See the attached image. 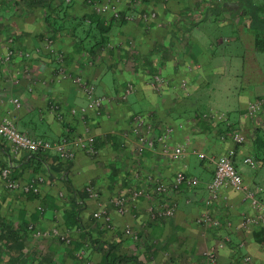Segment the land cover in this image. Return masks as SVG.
I'll return each mask as SVG.
<instances>
[{"label":"crops","instance_id":"0c3cea01","mask_svg":"<svg viewBox=\"0 0 264 264\" xmlns=\"http://www.w3.org/2000/svg\"><path fill=\"white\" fill-rule=\"evenodd\" d=\"M164 1H167L166 4L168 5L169 0ZM200 1L211 2L212 0ZM200 1L195 4L194 8H188L189 5H185L182 8L184 10L178 11L180 13V16L177 17V21H179L178 28H162V30L158 28L148 36H142L141 31L138 34L136 32L130 34L127 41L132 43L134 36H136L140 46L132 45L131 50L122 49V53L117 55V59L125 61L129 58L135 63L137 62L140 67H143L141 56L151 55V58L159 64V69L172 76L178 75L179 78H181V74H185L187 67H190L191 70H188V72L191 71V73L188 76L192 81L191 84L195 83L193 87L197 91L207 86L212 79L215 80L218 77L220 78L218 83L220 82V86H222L221 79L224 75L222 73L225 72L224 65L229 63L230 57H242L244 61H242L244 69L241 74L243 80L245 79L246 82H250L249 80L260 82V80H263L264 82V72L260 67V63L255 60L259 52H264V28L252 27V17L248 9L235 13L228 12V17L225 20L231 28L224 29L223 36L219 35V45H216V40L212 39L210 40L211 43L206 46L192 35L195 27L200 23H197V20L201 15L196 8ZM219 1L222 2V0ZM11 3L10 0H0V39L6 38L4 34L8 33L9 28L14 30L15 18L33 16L32 10H28L26 15L21 13L24 10L11 11ZM260 6L258 18L264 23V0H262ZM187 10L188 12H186ZM203 10L201 8V11ZM37 11L40 10L37 8L34 13ZM182 13L188 15V18H182L184 17V15L181 16ZM18 25L20 24L18 23ZM17 28L18 30L15 31L18 33L17 41H19L18 44L21 48L31 49L34 46H41V49L38 48L41 53L34 55L37 59L33 57L27 61L29 65L27 74L29 76L22 80L27 81L28 85L32 80L36 92L27 94L24 85L17 86L14 89L16 94L21 95L23 101L29 100L32 103V108L22 109L18 116L21 130L31 135L44 138L50 136L52 140H60L62 136L64 137L67 134L86 135L85 130L89 128V132L96 136L95 145L99 148L96 155H88L85 151L79 149L76 159L67 164L65 173L63 172L65 166L56 163V157L59 155L55 152L45 154L44 166L49 165L52 172L50 175L51 180L44 184L42 196L37 199H31L29 196L6 190L3 186L2 172L0 173V217L2 219L11 222L12 227L18 230L20 227L25 229V222L34 223L36 229L41 230L64 226L63 229L73 236L72 244L68 245L62 241L60 236L44 239L37 238L34 233L30 232L27 239V250L31 255L28 264H102L103 248H106L109 242L121 241V232H124V229L129 226L139 232V240H133L124 234L126 239L119 245L118 254L129 257L137 256L139 260H125L118 264H229L231 261L241 263L243 257L247 254L264 264V245L259 244L254 239L253 229H246L242 225V214L252 211L248 203H242L243 194L230 190L225 194L226 198L215 203L212 207L208 208L205 205L209 195L208 184L211 182L215 171V163L210 161L209 155L213 151L220 156L227 149L234 146L231 133L229 131L222 133L226 128L240 130L246 135V142L237 148L235 165L242 173L245 183L257 190L258 197L264 201V182L261 179L264 148L260 151L261 157H257L256 147L249 134L251 128L262 127L261 134L264 138V113L255 117H250L248 114L249 104L258 97H264V92H241L236 97L234 105L225 109L221 107L216 109V103L211 104V108H214L215 111L220 110L228 113L229 121L225 124L227 127L224 122L216 120L213 109H210L211 114H209L210 111L205 112V116L209 117L211 122H202L198 119H192L190 116H184V118H191L193 122L187 123L183 129H177L173 137L176 142H179L183 140V135L185 137V133L188 131L191 138L185 141L189 147L194 146L198 150L207 153V160L199 159L196 156L187 158V164L184 167L188 174L197 176L200 179L199 185L190 188L186 184H182L178 189L171 188L170 196L178 202V209L171 217L158 216L154 219L151 216V208L153 206L159 207L158 204H162L164 195L141 197L139 202L130 204L129 211L124 215L118 213L112 204L108 206L103 200L112 215V229H106L102 226V223L95 220L93 213L96 205L89 196L87 197L85 187L91 184L98 189L102 198L105 199L116 196L128 185L131 178V167H137L136 170L152 172L168 184L174 182L182 166L172 157L159 152L157 149L161 147L160 145L153 148L146 147L139 152L136 140L133 136L127 137L125 133L130 130L131 122H133L136 115L131 113L145 106L149 109L152 108L153 116L160 120L159 122H162L164 126L171 124L165 116L179 122L180 118H175L173 115H169L168 112L178 114L176 106L180 103L181 96L174 94L170 105L165 107L166 101L162 104H150L148 88L142 85L144 77L135 76L133 72L128 76L132 77L130 82L134 83V91L132 90V93L126 95L123 101L118 100V95L123 93L124 90L122 91V89L127 85L128 81L125 80L128 76L127 78L121 77L122 80H125L119 84L116 80L111 84L106 78L105 71L102 70L98 75H94L92 69H87L86 59L88 58L86 53H79L73 38L64 35L55 42L56 46L66 53L70 67L72 64L73 67L76 66L73 74L75 76L83 75L90 80L95 85L97 94H112L114 99L101 108L100 115L90 114L84 122L78 121V117L73 116L70 110L74 106L86 104V98L77 86L69 82L54 86L48 91L43 87L41 88L38 81L43 79L44 75L49 76L53 71L52 68L43 70L42 65L45 58L49 57L52 63L53 61L51 56L44 51V41L38 39L36 34L38 32L31 28H23L22 25ZM111 31L114 35V33L125 32L126 30L111 28L108 33L109 37ZM145 33H148V31H145ZM69 43H72L71 47H69ZM220 46L223 51L218 52ZM109 64L111 63L109 62ZM246 65H251V68L247 69ZM135 74H139V72H135ZM213 74H215L214 77ZM238 75L236 74V76ZM4 76H6V71L0 70V77ZM223 84L224 89H226V82H223ZM260 87L256 85V88ZM37 92H39V95H37ZM5 95L0 91V115H5L7 108L11 109L8 101L9 96ZM47 98L51 101L56 99L65 107L64 120L58 121L56 115L48 111L46 107ZM119 102H125L126 106L121 107ZM163 107L164 109L167 107L165 113L168 115H162L161 109L163 112ZM127 109H130V113H127ZM251 152L253 154H250ZM12 154L10 143L0 136V164L4 163L5 160L8 163L12 162L13 168L23 171L20 178L32 175L33 170L24 161V155L22 154L19 158ZM247 156L258 158V167L253 170L252 174L247 171L249 166L244 162V158ZM69 180L72 181V186L82 193L86 197L85 200H87L85 204L81 205V226L73 229L67 227L65 222L66 210L71 209L73 204L67 186ZM61 190L67 194L66 197H62L63 199L59 195ZM205 211H210L214 216L220 217L225 225L214 228L213 226L204 227L197 223V219ZM230 219L234 222L233 228L226 226V222H229ZM226 237H229L230 241L223 248H220L219 242ZM76 243L84 246L79 252L73 251ZM133 245L135 248L129 250L130 246ZM212 249L217 255V263H210L209 259L205 257V253ZM11 257L14 256L5 255V259L8 261ZM3 261V259L0 260L4 264ZM22 261L23 259L20 258L17 264H21Z\"/></svg>","mask_w":264,"mask_h":264},{"label":"rangeland","instance_id":"374dc122","mask_svg":"<svg viewBox=\"0 0 264 264\" xmlns=\"http://www.w3.org/2000/svg\"><path fill=\"white\" fill-rule=\"evenodd\" d=\"M199 1L200 0H169L168 5L166 4V2H167L166 1V2H164V4L162 6H161V4H157L153 1L143 2L140 0H99L98 2L93 1V0H71V1L65 0V3L70 4V5L74 4V8L72 9L73 14L81 15L85 12H96V13H99V14L105 16L107 19L113 20L112 24H111V28H119V30H121V29L126 30L125 32L114 33V35L112 34V31H111L109 43L105 46V48L100 53V57L95 58L93 60L89 59V58L86 59L87 60L86 65H88L87 69L88 70L92 69L94 71V75H98L99 72H101L102 70L105 71L106 78H107V80H109V82L111 84H113L115 80L118 84L121 83L122 81L125 80V79L122 80L121 77L127 78V76L129 74H132L133 72H134L133 74L135 76L140 75L141 77H144V80L142 81V85H145V87L148 88V92L150 94V98H149L150 104L151 103L162 104L164 101H166L164 104V107H165L167 105H170L171 98H174V94L175 95L178 94V96H181V101L176 106V108H177L176 112L180 113L182 111L189 110V109L196 110L197 108H198V111L203 110L204 112H208V111H210V109H213V111H215L214 108H211V104L214 105V103H216V109H220L219 107H221L222 109H225L227 107L233 106L234 102L236 101V97L241 92L242 93H246V92H248V93H251V92L261 93V92H264L263 80H260V82H255L254 80H249L250 82H246L245 79L243 80V77L241 76V74L243 73V69H244V65H243L244 61H243L242 57H235V56L232 58L230 57L229 63L224 65L225 72L222 73V74H224L223 78L221 79L222 80V82H221L222 86H220V82L218 83V80L220 79L218 77L215 80L212 79V81L207 86H205L204 88L197 90V91H195V89L193 87L195 85V83L193 82V84H191L192 81H190L191 79L188 76L189 73H191V71L188 72V70H191L190 67L189 68L187 67V71L185 70V72H184L185 74H183V75L181 74V78H179L178 75L172 76L170 74L164 73V71L161 70L158 73V75L161 78V81L159 82L156 80L155 75H150V73L143 71V67H140L139 65H137V62L135 63L133 60H131L129 58L126 59L125 61L119 60V58L117 59V55L119 53H122V49L124 50V48H125L126 50H128V49L131 50L132 45L133 46L134 45L140 46V42H138V37L136 38V36H134L135 38H134L132 43H129L127 41V39L130 38L129 37L130 34H134V32H136V34H138L141 31L142 36H146V35L148 36V34L155 32L156 29H158V28H161V30H162V28H178L177 26H179V24H178L179 21H177L178 20L177 17L180 16L179 15L180 13L178 11L184 10L182 8L185 5H189L188 8H194L195 4ZM57 2L59 3L60 1L57 0ZM256 2L258 3L259 6L262 4V0H256ZM41 12L42 11H37L36 13H33L32 17L29 16L27 18H22V17L15 18L14 21L16 23L13 24V27H15L14 30H12V29L10 31L8 30V33L4 34L6 38L0 39V54L5 52V48L7 45L8 38L10 36L15 37V35H14V34H16L15 30H18L17 27L20 28V26L22 25L23 28H31L32 30L38 32V33H36L38 39L44 41L43 49L45 52H47L51 56V60L54 63V65H53V63L50 61L49 57L45 58V62L42 65L43 70L52 68L53 71L51 74H49V76L44 75L43 79H40L38 81V82H40L41 88L43 87L48 91L51 88H53L54 86H57V85L60 86V85H63L65 83L69 82V83L77 86L85 98H86L85 86H88V85L94 86V93L96 95H104V94H97L95 85L90 80L86 79L83 75L75 76L73 74V71L76 68V66L73 67V64H72L71 65L72 68H71L69 63H68L66 53L64 51H61L56 46V42L54 41L50 32L46 28V25L44 23V19L42 17ZM186 12H188V10ZM115 13H117V15H115ZM227 14H228V12H223L222 14L219 13L217 16L213 15L214 17L210 21L200 22L195 27V30L192 33V35L197 37L206 46L211 43L210 40H212V39H215L217 42L216 45H219V43H218L219 42V40H218L219 35L223 36V30L226 28H231L230 24L225 20V18L228 17ZM183 15L184 14L182 13L181 16H183ZM182 18L187 19L188 15H184V17H182ZM18 23L20 25L17 26ZM124 27H128L131 30H129L128 28H124ZM257 28H264V23L259 24V26ZM145 31H148V33H145ZM36 34H34V35L36 36ZM37 37H35V38H37ZM18 42L19 41H17V38L15 37L14 38V46L16 48V55L14 57H12L11 60L6 61V62L0 60V70L6 71V76L0 77V91L3 92L4 94H6L5 96H9L8 101H9V106L11 107V109L7 108L6 114L0 115V117L7 118L10 122H12L15 125V127L18 130L22 131L21 130L22 129L21 124L18 123V116H19L22 109L25 110V109H29L30 107L32 108V106H31L32 103L29 100L23 101L21 95L16 94L14 92V89L17 86L24 85L25 91L27 94L36 92L35 91V84L34 85L32 84L33 83L32 80H31V82H29L30 83L29 85H28L27 81L24 82L22 80H23V78L29 76V74H27V70L29 69L28 68L29 65L27 64V61L31 60L33 57H35V59H37V57L34 55L36 53L38 55L41 53V50L38 49V48L41 49V46H36V47L34 46V48L32 47L31 49H23L19 46ZM71 46H72V43H69V47H71ZM221 51H223V50H222V47L220 46L218 48V52H221ZM56 52L62 54V56H63L62 62H59L55 58L54 54ZM27 53H29L28 56L26 55ZM108 56H110V57H108ZM256 56H257L256 57L257 59H255V60L260 63V67L262 68V70L264 72V52H259ZM115 57H116V59H115ZM113 59H115V60H113ZM24 62H26V63L24 64ZM109 62L111 64H109ZM50 65H52V66L49 67ZM245 67L247 69H250L251 65H246ZM54 69H55V71H54ZM96 72H97V74H95ZM135 72H139V74H135ZM236 74H239V75L236 76ZM214 76H215V74H213V77ZM114 77H115V79H113ZM220 77H221V75H220ZM104 78H105V76H104ZM131 78L132 77L128 76V78L125 80V81H128L127 85L124 87L125 89L124 88L122 89V91L124 90L123 93H120V95H118V97H117L118 100L123 101L124 100L123 98H125L126 95H128L129 93H132L134 91V86H133L134 83L130 82V81H132V80H130ZM223 82H226V85H227L226 89H224ZM139 83L141 84V82H139ZM256 85L261 86V87L256 88ZM129 86H130V90H129V92H126V89ZM38 90L40 92V88ZM39 92H37V95H39ZM104 96H106V101L101 106V108L106 103H108L110 100L111 101L114 100L112 97V94H105ZM15 99H19V101L21 102L20 106L15 105V103H14ZM54 103L58 104V108H55V109L52 108V104H54ZM87 103H88V100H87ZM87 103L83 104V105L74 106L70 110L73 116L78 117V121L80 120V121L84 122L85 120H87V117L90 114H93L92 112H89L87 115L84 116L83 119L81 118L80 114H73V112H72L73 109L77 108L78 110H80V108L85 107L87 105ZM119 103H120V106L123 108L126 106L125 102H119ZM46 104H47L46 107H47L48 111L49 112L51 111L54 115H56L58 121H62L65 119L66 109L61 104L60 101H57L56 99L51 101L50 99L47 98ZM164 107H163V109H164ZM151 109L152 108L149 109L147 106H145L144 108L141 107L139 110H137L136 112H133L131 114H136L135 117L137 115L144 116L148 120H151L152 124H155V121H156L155 119H157V118L153 116ZM154 109H155V107H154ZM165 109L163 112L161 109V113L163 116H165V114L168 115L167 113H165ZM211 112L212 111H210L209 114H211ZM127 113H130V109H127ZM213 113H214V116L216 117V120L218 122H224V125H225L227 123V121H229L228 113L220 111V110H218V112L215 111ZM61 114L64 115L63 119L62 118L60 119ZM135 117L133 118V122H131L130 130L128 128L129 131L126 132L125 135L127 137L133 136V138L137 142V150L140 152L139 147H138L139 137L135 133V127H136ZM165 117H167L168 121H170L171 124L169 123L168 125H166L163 132H161V130L158 131V129L154 130L153 138L156 139V138L160 137L161 135H164L165 133H167V130H168V132H169L168 137H169V142L171 143V147L174 145H177V144H185L187 147H189V145L186 142L187 139L191 138L188 131H187V133H185L186 136L184 137V135H183V137H182L184 142H182L183 140L176 142L174 140L173 136H174L175 132L177 131V129H183L187 123H190V121L193 122V120H191V118L188 119V118L183 117V118L179 119L180 120L179 122H176L177 120L174 121L169 116H165ZM151 118H153V120ZM84 124H87V123H84ZM153 126H155V125H153ZM22 132H25V131H22ZM25 133H27V132H25ZM77 136H78V134H76V135L67 134L64 137L62 136V139L63 138H71L70 141L74 142V139ZM46 139L52 140L50 138V136H48V138H46ZM60 140H52V141H60ZM232 141L234 143L233 139H232ZM72 146H73V143H72ZM157 146H159V144H157L156 147ZM236 146H237V148L239 147V145H235V143H234L233 147H236ZM192 148H196V147L193 146ZM11 149H12V147H11ZM157 150H159V152H161L163 155L171 157L169 154L163 153L161 148H159ZM198 151L200 153L206 154V157L204 159H206V160L208 159V155L206 152H203L200 150H198ZM12 152H13L12 155H14L16 157L20 158L22 156L21 152L16 153L13 150H12ZM85 153L88 155H91V154L87 153L86 151H85ZM250 154H253V153L251 152ZM236 155H237V153H236ZM192 156H196L197 158L201 159L199 157V155H197V154H189L186 157L181 158L180 160H176L177 163H179V165L182 166V169L180 171L185 170V172H186V169L184 167L187 164V158L192 157ZM209 156H210V161L213 163H215V160L219 157L217 155V153L213 152V151ZM251 157H253L256 161H258V158L256 156H251ZM9 165H11L13 167L12 162L9 163ZM262 165L263 166L261 167V169H262L263 173L261 175L262 176L261 179L264 182V164H262ZM248 166H249V168L247 171H249L250 174H252L253 170L257 169V168H255V169L252 168L250 165H248ZM44 167H45V172H43V173H41V172L34 173L33 172L34 174L32 173V175H28V176H25V177L19 178V179L22 181H28L30 179H33L36 176L43 175L44 177H46V182H47V181L51 180L50 175L52 174V172L49 168V165L44 166ZM136 168L137 167H131V170H130L131 178L130 179H132V181H129L128 185H126L123 189H125L127 186L134 185L135 182H133V180L136 181V178H134L133 176L137 172H140L142 174L152 173V172H146L145 170H143V171L142 170H136ZM154 175L157 176L156 174H154ZM172 185H173V182L170 184V186H172ZM3 186L6 190L15 192L19 195H25L26 194L25 192H22V191L10 190L9 188L6 187V185L4 184V181H3ZM248 186H250V185H248ZM250 187H252V186H250ZM61 191H60L59 195H60L61 199H63L62 197H65V193L63 191L62 192ZM229 191L230 190L224 191L223 195L221 196L220 201L222 199L226 198L224 196ZM118 195H116V196H118ZM116 196H111L109 199H105L104 197L102 198V196H101V198L109 206L110 204H112V200L115 199ZM243 196L244 195H242V198H243ZM151 198H153V197H151ZM153 199H151V200H153ZM243 200H242V203H245V204L248 203L250 205V202L248 200H244L245 202ZM136 202H139V200H137ZM136 202H134V203H136ZM93 203H95V202L93 201ZM113 207H114V205H113ZM203 213H202V215H203ZM248 213L245 212V214H248ZM245 214H242V217H243V219H242L243 224L242 225L246 229L251 230V227L245 223V219H244ZM202 215H200V217L197 219V223H199L198 220L202 217ZM215 217H217V216H215ZM232 219H230V221H229L231 223L230 225L228 224L229 222H226V226L229 228H233V226H234V222ZM199 224L206 227L205 224H202V223H199ZM223 225H225V224H223ZM63 228H64V226L63 227L57 226L53 229L44 230V231H52L54 229H58L62 234L68 236L71 239L70 244H72L73 236L70 235V232L66 231ZM55 236H60V235H54L53 237H55ZM37 238L48 239V238H52V237H37ZM137 240H139V239H137ZM133 248H135L134 245L130 246L129 250L133 249ZM205 257H206V255H205ZM217 260H218V258H217ZM217 260H216V262H211L210 260L209 261H210V263H217L218 262Z\"/></svg>","mask_w":264,"mask_h":264},{"label":"built area","instance_id":"2783aa9c","mask_svg":"<svg viewBox=\"0 0 264 264\" xmlns=\"http://www.w3.org/2000/svg\"><path fill=\"white\" fill-rule=\"evenodd\" d=\"M93 1L98 2L99 0ZM115 15H117V13H115ZM15 55L16 48L14 46V37L10 36L7 41L5 52L0 54V60L6 62L11 60ZM26 55L28 56L29 53ZM54 56L59 62L63 61L62 54L56 52ZM154 75L156 80L160 82V76L158 74ZM129 90L130 86L126 89V92H129ZM85 93L86 99L88 100L87 105L80 108V110L77 108L73 109V114H80L82 119L89 112H92L96 116L100 115L101 106L105 103L106 96L96 95L94 93L93 85L85 86ZM14 103L16 106H20L21 104L19 99H15ZM52 108H58V104H52ZM261 113H264V97L256 98L248 106V114L250 117L257 116ZM63 117L64 115L61 114L60 119H63ZM135 119V133L139 137L140 151L146 147H156V145L159 144L163 153L169 154L174 160H180L189 154H197L201 159L206 157V154L200 153L196 148L187 147L185 144H177L171 147L168 137V130L167 133L164 132V135H161L156 139L153 138L154 126L151 120H148L146 117L141 115H137ZM85 131L86 135H78L74 139V142L70 141L71 138H63L60 141H52L41 136H35L22 132L18 130L15 125L7 118L0 117V136L5 138L10 143L14 152H27L28 158H31L33 154L39 152H55L63 160H74L79 149H82L91 155H95L97 154V149L95 146L96 136L89 132V128H86ZM231 138L234 140L235 145L239 146L246 141V135L237 129L231 132ZM236 153L237 146L229 148L215 160V172L211 182L208 184L209 195L205 201V205L209 208L215 203L219 202L225 190H235L236 192L243 194V199L248 200L252 208V211L248 214H245L244 216L245 223L254 230L257 227L264 225V201L258 197L257 190L245 183L242 173L235 165ZM244 162L254 169L258 167L257 161L251 156L245 157ZM11 168L12 166L9 165L8 167L4 168L1 173L4 184L7 188L25 193L35 192L40 194L42 192L43 185L46 182V177L39 175L28 181H22L11 176ZM133 177L136 178V184L134 183V185H130L121 191V193L112 200V204L118 213L123 215L129 211L130 204L136 202L141 197L164 195V198L161 202L162 204H158L159 207L157 208L156 206L151 208V216L154 219L158 216L171 217L176 213L178 209V202L175 199H172L170 196L171 188L178 189L182 184H186L192 188L198 186L200 183V180L197 176H188L185 170L179 171L177 173L172 186L152 173L142 174L137 172ZM85 190L89 198L95 202L96 209L93 213L95 220L102 223L104 226L106 225L111 227L112 215L108 210L107 205L102 200L99 191L91 184H88L85 187ZM198 221L199 223L205 224L206 226H213L214 228L222 227L224 224L221 218L215 217L210 211L204 212ZM228 224L230 225L231 223L229 222ZM35 228L36 227L34 224L30 225V229L34 230V235L37 237H53L54 235H60L66 244L71 243V239L68 236L62 234L58 229L44 231ZM125 233L133 240L139 239L138 232L132 227H127L125 229ZM228 241H230L229 237L221 240L219 247L223 248ZM205 255L211 262H216L217 255L213 249L207 251ZM230 264L261 263L256 261L252 256L246 255L243 257L241 263L232 261Z\"/></svg>","mask_w":264,"mask_h":264},{"label":"trees","instance_id":"16d2710c","mask_svg":"<svg viewBox=\"0 0 264 264\" xmlns=\"http://www.w3.org/2000/svg\"><path fill=\"white\" fill-rule=\"evenodd\" d=\"M12 3L10 4V10L15 12H19L24 10L22 15H26L28 10H32L34 13L35 9H39L44 19V23L46 25L47 30L50 32L54 41L61 39L64 35H69L75 41L78 52L86 53L87 58L95 59L100 57V53L105 48V46L109 43L110 37L108 35L112 19H107L105 16L96 13V12H85L81 15L73 14L72 9L74 8V4H66L65 0H10ZM24 1V2H22ZM143 2H149L151 0H140ZM155 3L163 4L164 0H153ZM204 5V6H203ZM14 7V8H13ZM259 5L255 0H212L211 2H200L196 5L197 11L201 17L197 20L198 22L207 21L212 19L214 16H217L219 13L223 12H239L244 9H248L249 13L252 17L251 25L253 28H257L259 24L262 22L258 18V9ZM201 8L204 10L201 11ZM25 13V14H23ZM214 15V16H213ZM12 28H9V31ZM16 38H18V33L14 34ZM14 37V38H15ZM141 56V55H140ZM141 61L143 63V69L150 75L158 74L161 69H159V64L156 63L155 60L151 58V55L141 56ZM140 62V61H139ZM169 115H173L175 118H182L184 116H190L194 119H198V121L202 122H211V119L205 116V112L189 109L182 111L178 114H174L173 112H168ZM153 120V118H151ZM160 121V120H159ZM157 119L155 121L154 130H163L166 126L159 122ZM236 129L226 128L224 132L229 131V133L235 131ZM162 131V132H163ZM262 127H254L250 129V137L254 142V146L256 147L257 157H261L260 151L264 148V138L261 134ZM96 146V145H95ZM96 149H99L96 147ZM7 151V149H6ZM24 155V161L29 164V168L33 170L34 173H43L45 172L44 161L45 154L44 152L35 153L31 158H28V153L23 151L21 152ZM78 154V153H77ZM96 155V154H95ZM77 157V156H76ZM56 163L60 166H65L63 172L67 171V164L73 160H63L60 156L56 157ZM76 159V158H75ZM9 166L7 160L4 163L0 164V173L2 170ZM12 169V177L19 179L21 177L22 172L17 168ZM186 174L189 176L186 172ZM129 181H132L130 179ZM72 181H67V186L70 191V196H72V208L66 210L65 222L67 227L69 228H77L80 227V213L82 210V204H85L86 197L83 196L77 189L72 186ZM189 187V186H188ZM98 190V189H97ZM86 192V190H85ZM43 190L40 194L35 192H28L25 195L29 196L31 199H37L42 196ZM87 193V192H86ZM100 193V192H99ZM67 194H65L66 197ZM88 197V194H87ZM25 229L21 228L14 229L12 227L11 222L4 220L0 217V260H4V264H17L20 261V258L23 259L21 264H28L29 251L27 250V239L29 233H34V230L30 229V225L32 223L25 222ZM34 224V223H33ZM35 225V224H34ZM102 226H104L102 224ZM36 227V226H35ZM106 229H110L109 226H104ZM36 229V228H35ZM112 229V228H111ZM138 232V231H137ZM122 237L121 241L118 242H109L106 248H103L102 251V264H118L125 260H139L137 256H126L118 254L119 245L123 243L126 239L124 237V232H121ZM139 234V232H138ZM254 239L261 245H264V225L259 226L253 230ZM84 238V236H83ZM64 242V240L62 239ZM65 243V242H64ZM71 245V244H70ZM84 247L81 244H75L73 251L79 252V250ZM98 247V246H97ZM158 247V246H157ZM11 255L8 261L5 259V255ZM4 255V257H3ZM14 262H13V261ZM8 261V262H7ZM1 263V262H0ZM3 264V263H2Z\"/></svg>","mask_w":264,"mask_h":264}]
</instances>
